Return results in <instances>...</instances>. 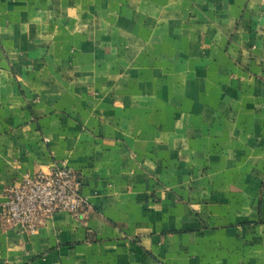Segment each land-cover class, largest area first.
Instances as JSON below:
<instances>
[{
	"label": "crops",
	"instance_id": "obj_1",
	"mask_svg": "<svg viewBox=\"0 0 264 264\" xmlns=\"http://www.w3.org/2000/svg\"><path fill=\"white\" fill-rule=\"evenodd\" d=\"M61 161L0 264H264V0H0V212Z\"/></svg>",
	"mask_w": 264,
	"mask_h": 264
},
{
	"label": "built area",
	"instance_id": "obj_2",
	"mask_svg": "<svg viewBox=\"0 0 264 264\" xmlns=\"http://www.w3.org/2000/svg\"><path fill=\"white\" fill-rule=\"evenodd\" d=\"M4 196L0 221L28 234H35L55 212L80 215L88 204L76 171L66 161L24 174L19 182L5 188Z\"/></svg>",
	"mask_w": 264,
	"mask_h": 264
}]
</instances>
